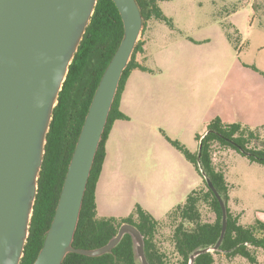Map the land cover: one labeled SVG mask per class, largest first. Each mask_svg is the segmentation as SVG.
<instances>
[{"label": "rangeland", "instance_id": "374dc122", "mask_svg": "<svg viewBox=\"0 0 264 264\" xmlns=\"http://www.w3.org/2000/svg\"><path fill=\"white\" fill-rule=\"evenodd\" d=\"M234 6L239 8L235 13L231 12ZM160 8L166 20L153 18L145 23L140 41L151 40L146 52L136 56L152 71L139 75L144 77V89H156L158 102L147 109L150 126L130 137L116 165L107 170L100 217L126 218L140 206L162 221L186 204L193 191L205 189L199 168L175 143L198 154L197 137L205 135L218 117L231 124L252 122L251 128L264 125V76L253 69L264 72V0H169L161 2ZM224 21L239 31L237 47L228 40ZM141 98L136 93L131 102V125L141 121ZM253 110L255 115L250 113ZM227 151L215 147L214 162L225 171L231 215L249 225L258 212L264 213V165L251 163L241 154L231 155L228 161ZM200 211L204 222L216 220L208 203H202ZM171 232L164 226L157 243L176 259ZM253 251L255 264H264V250ZM215 260V264H252L224 253L216 254Z\"/></svg>", "mask_w": 264, "mask_h": 264}, {"label": "water", "instance_id": "95a60500", "mask_svg": "<svg viewBox=\"0 0 264 264\" xmlns=\"http://www.w3.org/2000/svg\"><path fill=\"white\" fill-rule=\"evenodd\" d=\"M98 1L0 0V264H21L24 258L54 112ZM112 1L123 21V39L93 96L34 264H63L71 253L101 257L112 253L125 235L133 238L140 264H150L144 236L129 223L101 248L74 247L95 159L145 27L137 0ZM201 173L220 202L223 227L217 244L195 251L190 264L202 254L218 251L227 231L226 203L202 169Z\"/></svg>", "mask_w": 264, "mask_h": 264}, {"label": "trees", "instance_id": "16d2710c", "mask_svg": "<svg viewBox=\"0 0 264 264\" xmlns=\"http://www.w3.org/2000/svg\"><path fill=\"white\" fill-rule=\"evenodd\" d=\"M145 23L153 18L166 20L160 3L169 0H137ZM231 12L239 8L234 6ZM231 12H226L229 15ZM223 15L222 13H219ZM231 44L237 47L239 31L231 24L221 23ZM146 26V24H145ZM124 35L121 15L112 0H99L94 16L75 59L70 66L67 80L60 93L46 146V154L39 180V192L34 208L30 236L21 264H34L50 229L60 199L68 167L80 136L86 115L95 91L108 64L117 51ZM143 42L136 46L128 68L125 70L120 88L110 113L108 124L98 150L75 235L74 247L98 249L108 244L120 227L133 224L145 238V251L150 264H190L191 255L199 250L214 247L219 241L223 227V212L219 200L208 187L202 171L209 178L227 206V231L218 251L200 255L195 264H215V255L224 253L227 257H243L256 263L254 249L264 250V222L256 219L253 224L244 225L231 215L228 208L229 184L225 171L214 162V148L233 150L246 157L251 163L264 165V125L251 128L241 123H226L216 118L208 125L204 136L197 140L202 145L201 154H193L184 146L175 145L195 164L203 176L205 189L193 191L186 204L170 211L162 221L137 206L134 213L126 218L100 217L97 210L96 190L106 157V142L116 121H128L129 117L120 110L121 96L126 81L133 70L149 71L137 61L143 52ZM263 76L264 73L253 67ZM208 203L215 212L216 220L207 223L202 220L200 206ZM172 228V259L159 247L158 234L164 228ZM63 264H140L136 259L135 245L130 235H125L110 254L101 257H86L71 253Z\"/></svg>", "mask_w": 264, "mask_h": 264}, {"label": "crops", "instance_id": "0c3cea01", "mask_svg": "<svg viewBox=\"0 0 264 264\" xmlns=\"http://www.w3.org/2000/svg\"><path fill=\"white\" fill-rule=\"evenodd\" d=\"M234 26V25H233ZM153 29V27H152ZM151 29V31H152ZM151 40V38H144L143 39V52H146L147 49V44L149 43V41ZM144 55V54H143ZM140 64H142V62L138 59L137 60ZM143 65V64H142ZM147 68V67H146ZM257 72V71H256ZM152 71H141L139 69L133 70V72L130 74L128 80L126 81L125 84V88H124V92L121 96V101H120V110L127 115L128 117H130V119L128 121H116L113 124V127L110 131L108 140L106 142V157H105V162L103 165V170H102V174L100 177V180L98 182L97 185V190H96V201H97V210H98V214L100 211V199H101V193L104 195V189H102V181L103 178L107 172V170L111 169L112 167H114L116 165V163L119 160L120 157V153L122 151L123 145L130 139V137L133 134H139L140 132H142L143 130H145L146 128H148L150 126V121L152 120L151 115L149 114V111L147 110L148 108L156 105V103L158 102V100H156L154 98V96L156 95V89L154 90H149V89H144L142 86V79L144 77H141L142 75L139 74H145V75H149L151 74ZM264 73V72H263ZM137 88V90H136ZM136 93L142 98L140 100H138V107L140 108L139 111L141 112V121L139 124H135V125H131L132 124V117L130 116V106H131V102L135 101V95ZM250 113L253 115L256 114V110L254 111H250ZM247 119V118H246ZM250 118H248L249 121ZM226 123H230V120H225ZM247 126H252L253 124H251L252 122H245ZM204 136V135H202ZM231 155L233 156H240L239 153H237L236 151L233 150H228L227 151V159L226 160H230L231 159ZM234 157V158H236ZM231 196L230 192H229V197ZM243 213H246V210H242ZM256 219H260L261 221L264 222V213H257V218ZM255 219V220H256ZM253 220V221H255ZM254 223V222H253ZM252 222H250V224H253Z\"/></svg>", "mask_w": 264, "mask_h": 264}]
</instances>
